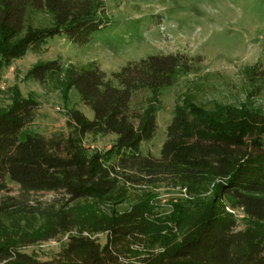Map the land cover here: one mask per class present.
<instances>
[{"label": "trees", "instance_id": "obj_1", "mask_svg": "<svg viewBox=\"0 0 264 264\" xmlns=\"http://www.w3.org/2000/svg\"><path fill=\"white\" fill-rule=\"evenodd\" d=\"M107 19L103 0H0V83L6 67L28 51L40 52L49 38L85 44ZM197 70L196 59L181 52L129 61L111 78L94 60L64 68L60 58L35 63L28 77L54 80L62 91L75 88L93 117L73 108L67 131L19 140L37 101L15 91L0 110V264H118L132 243L167 227L153 220L146 190L160 185L185 189L194 205L175 204L168 218L180 240L165 237L164 249L143 264H264L263 109L251 99L203 102L194 81L174 105L160 155L140 150L156 132L162 89ZM243 73L251 93L263 88L259 63ZM141 89L150 94L143 109L133 110L132 95ZM89 133L115 134L113 151L88 153L83 139ZM9 182L18 185L17 194ZM135 188L141 194H132ZM50 192L51 201L30 199ZM122 203L128 204L118 209ZM226 207L240 211L248 226L238 229ZM97 231L107 234L102 245L91 237ZM61 234L67 241L52 259L20 249Z\"/></svg>", "mask_w": 264, "mask_h": 264}, {"label": "rangeland", "instance_id": "obj_2", "mask_svg": "<svg viewBox=\"0 0 264 264\" xmlns=\"http://www.w3.org/2000/svg\"><path fill=\"white\" fill-rule=\"evenodd\" d=\"M103 2L108 21L94 31L85 44H76L56 35L48 39L40 52L28 51L3 70L0 110L11 104L15 91L25 97H32L38 103L34 119L21 129L19 140H23L26 134L49 136L67 131L68 111L73 108L81 110L89 119L93 117V111L81 103L75 88L62 91L54 80L41 84L28 77V71L35 63L57 58H60L63 68L69 63L94 60L108 78L127 62L152 54L181 52L196 59V72L180 78L177 85L162 89L156 108V132L151 140L141 143L143 154L160 155L174 105L182 103L180 94L194 81L202 87L197 97L203 102L215 99L224 103H239L251 99L254 106L264 110V86L251 93L252 84L243 73V67L255 63H259V70L264 71V0ZM149 94L146 89L134 92L132 109H143ZM115 140V134L89 133L84 136L83 145L88 153L108 155L113 151ZM8 186L10 193L17 194L18 185L9 182ZM139 189L132 190V194H141ZM146 190H150L152 196L150 204L154 209L153 220L165 223L167 227L157 231L151 229L140 242L132 243L129 252L118 264H143L145 258L164 249L165 237L171 243L180 240L182 232L168 217L175 204L186 207L194 205L186 202L189 199L187 192L178 187L160 185ZM54 195L51 192L39 193L30 199L51 201ZM127 204L116 207L120 209ZM96 208L97 211L106 209L101 206ZM235 218L238 229L248 226L241 212L236 213ZM34 225L38 226V223ZM91 237L101 245L107 240L104 231H97ZM66 241L67 234H61L47 241L23 245L20 249L40 260H49L59 254Z\"/></svg>", "mask_w": 264, "mask_h": 264}, {"label": "built area", "instance_id": "obj_3", "mask_svg": "<svg viewBox=\"0 0 264 264\" xmlns=\"http://www.w3.org/2000/svg\"><path fill=\"white\" fill-rule=\"evenodd\" d=\"M184 190H185V189H184ZM226 209H227L228 212L233 213V214H236V213L240 212V211L235 210V209H232V208H230V207H226Z\"/></svg>", "mask_w": 264, "mask_h": 264}]
</instances>
